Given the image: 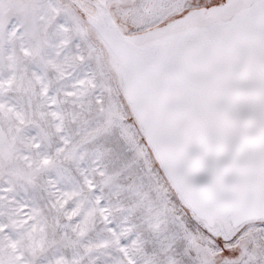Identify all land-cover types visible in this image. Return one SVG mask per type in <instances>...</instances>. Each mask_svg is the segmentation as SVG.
<instances>
[{
    "label": "snow or ice",
    "instance_id": "snow-or-ice-1",
    "mask_svg": "<svg viewBox=\"0 0 264 264\" xmlns=\"http://www.w3.org/2000/svg\"><path fill=\"white\" fill-rule=\"evenodd\" d=\"M0 264H264V0H0Z\"/></svg>",
    "mask_w": 264,
    "mask_h": 264
}]
</instances>
